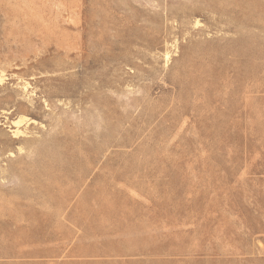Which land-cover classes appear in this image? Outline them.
Here are the masks:
<instances>
[{
  "label": "rangeland",
  "instance_id": "374dc122",
  "mask_svg": "<svg viewBox=\"0 0 264 264\" xmlns=\"http://www.w3.org/2000/svg\"><path fill=\"white\" fill-rule=\"evenodd\" d=\"M0 78V264H264V0H0Z\"/></svg>",
  "mask_w": 264,
  "mask_h": 264
},
{
  "label": "bare ground",
  "instance_id": "6f19581e",
  "mask_svg": "<svg viewBox=\"0 0 264 264\" xmlns=\"http://www.w3.org/2000/svg\"><path fill=\"white\" fill-rule=\"evenodd\" d=\"M1 81H2V79L0 78V83H1ZM26 88V87H25ZM22 119H23V116H20L19 118H17V120H14L13 121V123H14V125H16V129H15V131L13 132V135H14V137H16L17 136V134H20L22 131L17 127V125L18 124H22ZM24 121V120H23ZM26 121H28L27 119H26ZM19 126V125H18ZM24 131V130H23ZM25 135V134H24ZM19 136V135H18ZM17 136V137H18ZM19 147V146H18Z\"/></svg>",
  "mask_w": 264,
  "mask_h": 264
}]
</instances>
